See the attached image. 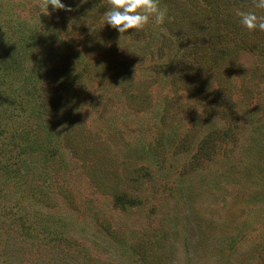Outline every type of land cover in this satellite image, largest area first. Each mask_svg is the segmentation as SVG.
Returning a JSON list of instances; mask_svg holds the SVG:
<instances>
[{
  "label": "rangeland",
  "instance_id": "374dc122",
  "mask_svg": "<svg viewBox=\"0 0 264 264\" xmlns=\"http://www.w3.org/2000/svg\"><path fill=\"white\" fill-rule=\"evenodd\" d=\"M62 2L0 0V264H264L252 0H160L121 40Z\"/></svg>",
  "mask_w": 264,
  "mask_h": 264
},
{
  "label": "clouds",
  "instance_id": "9594fccd",
  "mask_svg": "<svg viewBox=\"0 0 264 264\" xmlns=\"http://www.w3.org/2000/svg\"><path fill=\"white\" fill-rule=\"evenodd\" d=\"M49 6H51L52 10L72 11L71 6L62 2V0H43L40 5L41 14H47ZM252 9L255 10L244 11L236 8L233 9V13L238 18V23L248 31L264 32V15H258L256 11H264V0H252ZM166 15L167 10L160 6V0H107L102 23L103 25H109L120 33L121 40V37L129 29L133 30V32H141L150 23L155 25L163 24ZM123 48L128 49L130 52H135L130 47Z\"/></svg>",
  "mask_w": 264,
  "mask_h": 264
}]
</instances>
